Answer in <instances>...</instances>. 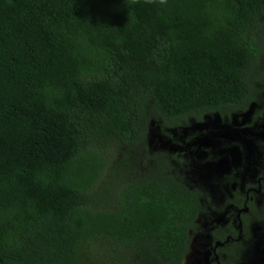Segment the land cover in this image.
<instances>
[{"label":"trees","instance_id":"1","mask_svg":"<svg viewBox=\"0 0 264 264\" xmlns=\"http://www.w3.org/2000/svg\"><path fill=\"white\" fill-rule=\"evenodd\" d=\"M263 56L264 0H0V264H183L201 193L130 154L155 121L264 117Z\"/></svg>","mask_w":264,"mask_h":264},{"label":"rangeland","instance_id":"2","mask_svg":"<svg viewBox=\"0 0 264 264\" xmlns=\"http://www.w3.org/2000/svg\"><path fill=\"white\" fill-rule=\"evenodd\" d=\"M261 67L264 69V56ZM257 108L260 105L253 104L246 113L231 119L217 114L205 116L201 122L189 119L174 129L155 121L145 137V152L130 154L138 174L160 164L201 193L204 212L191 231L190 250L183 264H217L211 246L227 216L234 214L230 199L237 187L235 180L243 182L244 177L252 179L258 173L261 153L253 134L264 126V117L253 121ZM111 149L118 158V146ZM258 199L264 206V193ZM250 223L241 243L227 246L219 260L225 255L228 264H264V224Z\"/></svg>","mask_w":264,"mask_h":264},{"label":"flooded vegetation","instance_id":"3","mask_svg":"<svg viewBox=\"0 0 264 264\" xmlns=\"http://www.w3.org/2000/svg\"><path fill=\"white\" fill-rule=\"evenodd\" d=\"M262 131V127L260 129V132ZM256 132V133H260ZM254 138L257 140L258 149L261 153V159L259 160V166L257 167V174L252 179L248 177L243 178V182H238V178L235 180L237 182V187L234 188V192L232 193L230 201H233L235 194H243L244 195V201L242 203L241 207H237L231 202V205L233 206L232 210L234 211V214L231 215V217L227 216L226 222L224 227L218 229L220 231H223L222 233L225 234V240L222 242L218 240L216 237L213 241V245L211 246V257L216 256L214 261L217 264H220L219 262V251L218 249L223 248L224 244L230 241H237L239 242V239L244 236L243 232V225L241 222V216L242 215H248L250 214V208L247 206V202H253L256 207H260L262 205L261 199H258L263 192V188L261 186V183H264V139L261 136H258L256 134H253ZM239 184V186H238ZM237 223V235L236 237H233L229 234H227L229 229L232 227L234 228V224ZM241 243V241H240ZM214 264V263H213Z\"/></svg>","mask_w":264,"mask_h":264},{"label":"water","instance_id":"4","mask_svg":"<svg viewBox=\"0 0 264 264\" xmlns=\"http://www.w3.org/2000/svg\"><path fill=\"white\" fill-rule=\"evenodd\" d=\"M258 136H261L264 139V126H262V131L260 133H254Z\"/></svg>","mask_w":264,"mask_h":264}]
</instances>
